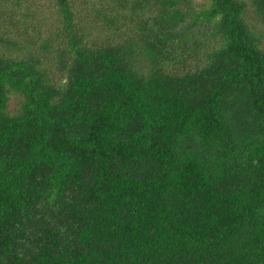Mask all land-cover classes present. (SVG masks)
<instances>
[{
  "label": "trees",
  "instance_id": "1",
  "mask_svg": "<svg viewBox=\"0 0 264 264\" xmlns=\"http://www.w3.org/2000/svg\"><path fill=\"white\" fill-rule=\"evenodd\" d=\"M262 45L264 0H0V264H264Z\"/></svg>",
  "mask_w": 264,
  "mask_h": 264
},
{
  "label": "rangeland",
  "instance_id": "2",
  "mask_svg": "<svg viewBox=\"0 0 264 264\" xmlns=\"http://www.w3.org/2000/svg\"><path fill=\"white\" fill-rule=\"evenodd\" d=\"M256 28H258V29H261L262 28V25H260L258 22L256 23ZM262 47H264L263 45H262Z\"/></svg>",
  "mask_w": 264,
  "mask_h": 264
}]
</instances>
